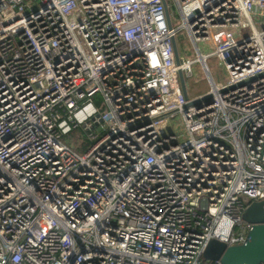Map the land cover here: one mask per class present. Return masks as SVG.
<instances>
[{
	"label": "built area",
	"instance_id": "obj_1",
	"mask_svg": "<svg viewBox=\"0 0 264 264\" xmlns=\"http://www.w3.org/2000/svg\"><path fill=\"white\" fill-rule=\"evenodd\" d=\"M172 2L177 26L168 0H0V264H222L210 240L246 242L242 196L264 199V0ZM182 29L197 56L177 63ZM196 61L209 104L181 88ZM96 124L84 152L64 141Z\"/></svg>",
	"mask_w": 264,
	"mask_h": 264
},
{
	"label": "rangeland",
	"instance_id": "obj_2",
	"mask_svg": "<svg viewBox=\"0 0 264 264\" xmlns=\"http://www.w3.org/2000/svg\"><path fill=\"white\" fill-rule=\"evenodd\" d=\"M168 2L170 4V10L175 13L173 14V22L177 26L180 24L179 11L174 6L172 0H168ZM256 20L257 19L254 18L256 25H258L259 22H257ZM259 20H262L264 22V19L262 18H260ZM258 28L263 29L264 26L258 25ZM244 32H246V29L244 30ZM178 48L180 53L184 54L185 57L193 58L197 56L195 47L193 46L192 42L189 40L186 34V29L184 30L182 29L181 31H179ZM208 64L211 71V75L213 76L214 80L217 83H223L227 80V72L217 57L215 56L209 57ZM200 65L201 62L196 61L193 66L194 72L192 77L186 79L188 92L191 96L203 94L211 86L209 79H207L206 75L205 76L203 75L204 73L202 72ZM93 100L97 105H101L103 101L102 95L101 94L95 95L93 97ZM181 123H182V118L180 114L172 118L171 124L176 133H180L183 130ZM93 134H95L97 137L94 140H91L89 131L84 127H78L75 128L70 134L65 135L64 141H66L69 145H71L76 151L84 152L91 146V144L94 141H96L98 138H100L103 135V131L99 127V124H96V128L93 130ZM245 214L248 215V213ZM220 243L221 241L215 238L207 243L204 250V257L207 260H211L210 258H214L217 256L218 246L220 245Z\"/></svg>",
	"mask_w": 264,
	"mask_h": 264
},
{
	"label": "water",
	"instance_id": "obj_3",
	"mask_svg": "<svg viewBox=\"0 0 264 264\" xmlns=\"http://www.w3.org/2000/svg\"><path fill=\"white\" fill-rule=\"evenodd\" d=\"M166 7V16L168 24L171 26V19L168 6L164 1ZM174 52L177 63L180 62V55L178 44L174 41ZM179 80L182 91L187 100L190 99L188 88L184 73L179 72ZM206 104L212 102L210 93L203 95ZM202 97H197L188 101L187 105L200 104ZM243 202L247 205V209L243 214V218L246 222L251 224V229L248 232V238L246 242L236 245H228L225 242H221L218 246L217 256L210 258L211 260H220L222 264H264V199L260 201H251L250 198L242 196Z\"/></svg>",
	"mask_w": 264,
	"mask_h": 264
}]
</instances>
